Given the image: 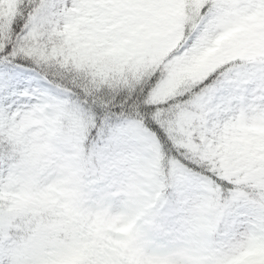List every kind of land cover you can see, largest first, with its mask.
Instances as JSON below:
<instances>
[{
	"label": "snow or ice",
	"instance_id": "obj_1",
	"mask_svg": "<svg viewBox=\"0 0 264 264\" xmlns=\"http://www.w3.org/2000/svg\"><path fill=\"white\" fill-rule=\"evenodd\" d=\"M165 262L264 264V0H0V264Z\"/></svg>",
	"mask_w": 264,
	"mask_h": 264
},
{
	"label": "rangeland",
	"instance_id": "obj_2",
	"mask_svg": "<svg viewBox=\"0 0 264 264\" xmlns=\"http://www.w3.org/2000/svg\"><path fill=\"white\" fill-rule=\"evenodd\" d=\"M68 147L69 143L65 140L40 152L35 160V170L39 176L42 178H48L52 175L71 177L76 162L71 156L65 154Z\"/></svg>",
	"mask_w": 264,
	"mask_h": 264
}]
</instances>
